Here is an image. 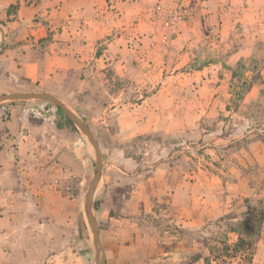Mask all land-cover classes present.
I'll return each mask as SVG.
<instances>
[{"label": "rangeland", "instance_id": "obj_1", "mask_svg": "<svg viewBox=\"0 0 264 264\" xmlns=\"http://www.w3.org/2000/svg\"><path fill=\"white\" fill-rule=\"evenodd\" d=\"M140 1L133 42L34 88L0 12V96L53 95L97 141L103 264H264V0ZM56 108L0 102V264H96L95 151Z\"/></svg>", "mask_w": 264, "mask_h": 264}, {"label": "crops", "instance_id": "obj_2", "mask_svg": "<svg viewBox=\"0 0 264 264\" xmlns=\"http://www.w3.org/2000/svg\"><path fill=\"white\" fill-rule=\"evenodd\" d=\"M133 1L0 0L1 13L10 6H15L17 12V18L6 22L5 29L19 28L6 39L17 34L16 40L23 41L19 48L11 46L8 53L18 78L39 85L60 73L84 69L91 59H101L97 51L102 45L109 53L126 47L132 38L118 31L133 32L129 29L133 26L131 14L137 9ZM150 2L141 0V8Z\"/></svg>", "mask_w": 264, "mask_h": 264}, {"label": "water", "instance_id": "obj_3", "mask_svg": "<svg viewBox=\"0 0 264 264\" xmlns=\"http://www.w3.org/2000/svg\"><path fill=\"white\" fill-rule=\"evenodd\" d=\"M31 100L41 101L60 108L64 112L66 117L73 123L75 127L79 129V131L88 139V141L91 143V145L94 148L95 157H96L95 160L96 174L90 181L88 190L84 196V211L89 227L93 234V241L96 249V257H95L96 264H103V254L98 240V233L95 227V221H94L93 209H92V198L96 186L99 182L100 169H101L100 151H99L98 143L94 139L93 135L90 133L84 121L80 119L78 116H76L67 107H65V105L59 98L53 95L46 93H17L12 95L0 96V102H22V101H31Z\"/></svg>", "mask_w": 264, "mask_h": 264}, {"label": "built area", "instance_id": "obj_4", "mask_svg": "<svg viewBox=\"0 0 264 264\" xmlns=\"http://www.w3.org/2000/svg\"><path fill=\"white\" fill-rule=\"evenodd\" d=\"M157 11L164 17L170 20L180 19L181 16H185L189 13V10L182 9L177 11V9H162L160 6L157 7Z\"/></svg>", "mask_w": 264, "mask_h": 264}, {"label": "trees", "instance_id": "obj_5", "mask_svg": "<svg viewBox=\"0 0 264 264\" xmlns=\"http://www.w3.org/2000/svg\"><path fill=\"white\" fill-rule=\"evenodd\" d=\"M30 84V83H29ZM31 87V86H30ZM35 87V85H33V88ZM30 89V88H29ZM58 93V92H57ZM57 109V112L59 114V119L58 121L55 123L57 129H62L65 125H69L72 127L71 125V121L61 112V109L60 108H56ZM80 114L86 118L88 117L87 115L89 114L88 111H80ZM261 223H263V221H261Z\"/></svg>", "mask_w": 264, "mask_h": 264}]
</instances>
